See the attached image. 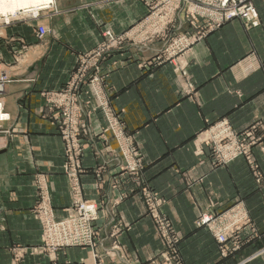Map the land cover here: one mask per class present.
I'll return each mask as SVG.
<instances>
[{
    "label": "crops",
    "instance_id": "0c3cea01",
    "mask_svg": "<svg viewBox=\"0 0 264 264\" xmlns=\"http://www.w3.org/2000/svg\"><path fill=\"white\" fill-rule=\"evenodd\" d=\"M152 2L56 0L63 11L59 16L16 21L0 30V59L12 63L15 54L21 55L11 64L14 81L3 99L2 124L10 132L0 134V264H149L161 252L143 200L131 194V181L120 187L129 196L120 204L119 216L107 212L112 193L119 192L110 183L123 178L122 157L110 133L104 134L106 142L99 137L107 126L102 118L92 124L94 135L85 140L80 179L86 198L104 199L105 212L97 226L105 243L102 252L110 255L98 262L89 250L79 248L48 253L32 214L41 176L57 217L72 204L63 173V141L43 115V92L62 89L78 56L95 48L105 29L116 34L134 29ZM255 6L259 27H247L240 20L210 31L201 25L191 29L187 49L171 59L162 56L167 42L157 38L147 46L127 47L105 63L109 73L103 92L143 158L144 179L168 196L166 212L183 236L184 264H264V0H255ZM37 23L48 29L43 40L36 36ZM182 24L178 19L170 34L190 29V24ZM149 59L154 65L145 70L143 62ZM185 77L192 85L189 94ZM222 120L236 133L252 130L261 139L252 158L262 183L251 158L222 166L210 155L206 134ZM99 168L104 169L103 183L96 180ZM237 204L248 212L258 238L223 258L213 233L197 228L195 221ZM248 237L242 235L246 242Z\"/></svg>",
    "mask_w": 264,
    "mask_h": 264
},
{
    "label": "rangeland",
    "instance_id": "374dc122",
    "mask_svg": "<svg viewBox=\"0 0 264 264\" xmlns=\"http://www.w3.org/2000/svg\"><path fill=\"white\" fill-rule=\"evenodd\" d=\"M54 1L55 2H51L53 5H40L34 10L33 8H28L25 11L22 10L15 14H11L12 16L9 17L0 14V30L16 21H40L42 17L51 19L59 16V12L61 14L63 11L57 7L56 0ZM220 1L221 0H154V2L149 5V11L145 19L134 27V29L123 34H116L111 29H105L102 33V41L92 50L78 56L77 66L70 73L62 89L43 92L42 96L45 99L43 110L46 109V112H48L47 114L43 112V115L52 121V124L57 129L58 135L63 141V173L67 178L71 192L70 195L72 197L71 206L65 210L62 217H57L50 197L48 183L46 179H44V176H41L43 179L39 178L37 183L39 186V200L32 210V214L40 224L41 243L45 251L52 253L57 250L65 251L72 248L89 250L94 259L98 262H101L104 257L110 255L109 252H102L105 243L97 226L102 213L105 212L103 209L105 206L104 199H101L102 201H97L95 199L86 198L82 192L80 179V176L85 172L83 167V159L87 151L85 140L94 135L92 124L102 118L107 126L102 129V133L99 137L106 142L107 139L104 138V134L110 133L112 139H115L118 143L119 157H122L120 170L123 178L115 179L113 180L114 182L111 181L110 183L113 191L118 190L119 192L118 194L112 193L114 198L110 200V208L107 212L115 218L119 216L120 204L129 196L128 193H121L120 187L124 181H131L135 188H133L131 194H136L143 200L146 207V216L153 221L154 231L162 245L158 257L152 259L149 264H184L181 257L183 236L176 229L173 221L166 212L168 196L158 191L152 183L144 179V174L146 175V166L143 158L134 145L133 139L127 134L126 126L120 113L113 109L108 97L106 98L103 92L106 83L105 80L109 73L107 69H105V63L114 56V54L127 47L147 46L157 38H162L167 42L162 56L166 60L171 59L187 49L186 46H189L188 41H190L189 35L191 34V29L201 25L210 31L231 21L240 20L247 27H259L260 15L255 6V0L228 1L229 4H234L238 7L243 5L254 7L258 14V26H252L250 24L251 22L249 23L243 16L233 18L232 20H226L225 16L221 18L220 15L206 14L204 12L205 9L214 11L215 4L217 5ZM241 2L242 4H240ZM86 5L87 4H84V6ZM45 8L49 9L46 10ZM178 19L182 20V25L186 28H188L187 26L190 24L189 31H182L177 35L170 34L175 29ZM42 27L46 30V34L41 37L40 33ZM110 30L122 39L113 42L106 38L105 33ZM47 35L48 29L37 23V38L43 40ZM19 58H21V55L15 54L12 58V63H6L7 61L4 62L1 59L0 63L6 65L10 70L11 64L18 63ZM143 63V68L145 70L151 69L154 65L151 59ZM183 85L185 92L189 94L192 85L189 84L186 77ZM83 94L88 95L87 98H83ZM56 95L63 96L64 100L61 104H56L54 102L53 98ZM4 129L8 131L5 127ZM221 132L228 136L222 139L223 134L221 135ZM230 133H232L233 136H230ZM205 139V145L208 148L212 146L210 148V153L212 154L210 155L215 157L218 163L217 165L226 166L240 157H245L247 160L251 158L252 160L249 161L255 170V177L259 184L262 183L261 174L257 171V164L252 158L253 147L256 146L261 139L257 138L256 134L254 136L252 130L244 133H236L226 120H222L209 128ZM219 141L220 143H218ZM227 144H233L241 155L232 161L228 162L227 159H223L222 162L219 147ZM201 154H204L203 151ZM103 172V168H99L96 172V180L99 183L104 182ZM129 177L132 179L130 180ZM86 203L87 205L90 203L95 204L97 207L95 216L83 210L85 206H82ZM235 215L236 225L232 228L233 233L229 235L226 243L219 242L216 237V226L215 228L213 225L206 226L208 224H205V219L209 216L204 214L199 216L195 221V226L197 228L206 227L213 233L220 245L219 249L223 258H228L233 252L241 249L246 243L250 244L253 240L258 238L256 229L250 227L251 218L248 212L239 204L211 218L217 227L220 228L227 225L231 216ZM48 223H50V230L47 228ZM68 224L73 229L70 235H66L70 232H67ZM55 228L61 232L60 237H63L64 242L62 246L57 247L51 245L50 241L54 236ZM243 234L249 235L247 242L243 240ZM70 237L74 238L73 242L68 240Z\"/></svg>",
    "mask_w": 264,
    "mask_h": 264
},
{
    "label": "built area",
    "instance_id": "2783aa9c",
    "mask_svg": "<svg viewBox=\"0 0 264 264\" xmlns=\"http://www.w3.org/2000/svg\"><path fill=\"white\" fill-rule=\"evenodd\" d=\"M240 4H242V2ZM51 5H53V4H51ZM214 7H215L214 11H209V10L205 9L204 12L206 14L220 15L221 18L223 16H225L226 20H232L233 18L243 16L244 18H246L249 21V23L251 22L250 24L252 26H258V24H259L257 11L252 6L243 5L241 7H238L237 5L229 4L228 0H223V1L221 0L217 5L215 4ZM47 9H49V8H47ZM59 14H60V12H59ZM45 34H46V30L42 27L40 36L42 37V35L44 36ZM105 37L108 38L109 40L113 41V42H117L118 40L120 41V39H122L121 37L115 35L111 30L107 31L105 33ZM9 73H10L9 68L6 65L0 63V134L9 133L8 131H6L4 129V126L2 124V120L4 118V101H3V99L8 94L9 85L13 83V78ZM53 100L56 104H61L63 102L64 98H63V96L61 97L59 95H56L53 98ZM222 134L223 133L221 132V135ZM227 136L223 134L222 139L226 138ZM230 136H233V134L230 133ZM220 141L218 143H220ZM219 152H220V157H221L222 162H223V159H227L228 162L232 161L235 158H237L239 155H241L237 151L236 147L233 144H227L225 146L219 147ZM217 158H218V155H217ZM84 206H85V208H83L84 211L89 212L92 216L96 215L97 207L95 206L94 203H90L88 205L86 203L82 207H84ZM236 215L231 216L227 225H225L223 227L218 228L217 225H213L214 228L216 226V229H215L216 237L218 238L219 242L226 243L228 241L229 235H231V233H233L232 228L236 225L235 224L236 223L235 222ZM205 224H208L206 226H211L212 224H214V222H213L211 217H207L205 219ZM47 228H48V230L51 229L50 223L47 224ZM71 230H73V229L68 224V231L67 232H69V231L70 232L67 233L66 235H70L72 233ZM60 235H61V232H59L55 228L54 236L51 238V241H50L51 245H54L57 247L63 245L62 244L64 242L63 237H60ZM68 240L70 242H73L74 238L70 237Z\"/></svg>",
    "mask_w": 264,
    "mask_h": 264
},
{
    "label": "bare ground",
    "instance_id": "6f19581e",
    "mask_svg": "<svg viewBox=\"0 0 264 264\" xmlns=\"http://www.w3.org/2000/svg\"><path fill=\"white\" fill-rule=\"evenodd\" d=\"M51 2H55V1L54 0H0V14L9 17L12 16L11 14H15L18 11H22V10L25 11L28 8L30 9L33 8L34 10L40 5L51 4Z\"/></svg>",
    "mask_w": 264,
    "mask_h": 264
}]
</instances>
